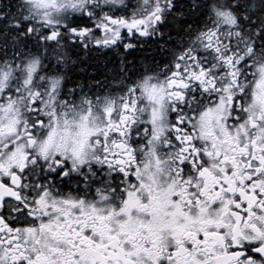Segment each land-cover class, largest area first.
I'll list each match as a JSON object with an SVG mask.
<instances>
[{
  "label": "snow or ice",
  "instance_id": "6c2138e0",
  "mask_svg": "<svg viewBox=\"0 0 264 264\" xmlns=\"http://www.w3.org/2000/svg\"><path fill=\"white\" fill-rule=\"evenodd\" d=\"M0 264H264V0H0Z\"/></svg>",
  "mask_w": 264,
  "mask_h": 264
}]
</instances>
